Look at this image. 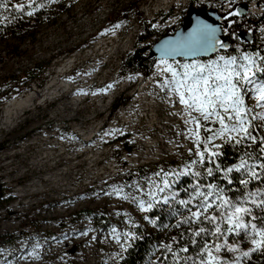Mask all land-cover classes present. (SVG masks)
I'll return each mask as SVG.
<instances>
[{
	"label": "rangeland",
	"instance_id": "rangeland-1",
	"mask_svg": "<svg viewBox=\"0 0 264 264\" xmlns=\"http://www.w3.org/2000/svg\"><path fill=\"white\" fill-rule=\"evenodd\" d=\"M254 1L262 7L260 14L250 9L253 0H234L231 7L228 0H185L186 4L171 0L160 7L155 6V0L40 3V8L51 10L54 24L38 32L33 46L26 41L24 47L31 46L32 58L23 56L15 67L21 69L33 60L48 61L59 50L62 53L51 58L43 77L29 89L0 103V236L12 239L0 245V264L120 263L133 238L134 216L142 215L147 221L146 213L151 210L147 207L148 181L160 183L163 172L178 171L196 158L189 152H195L193 140L186 138L194 126L185 124L183 106L170 99L169 93L159 97L154 90L166 76L156 72L158 59L145 75L123 71L126 57L137 48L148 56L156 41L181 26L191 6L222 10L223 17L246 6L263 16L264 0ZM70 6L71 14L61 13ZM128 6L130 19L106 24L109 13ZM166 12L170 13L163 17ZM141 20L151 21L155 30L148 39H144ZM228 21L223 19L226 25ZM75 45L78 47L70 53ZM243 51L219 50L212 57L199 59L239 56ZM67 63L58 76L60 67ZM153 76L144 99H137L135 91L141 81ZM55 77L52 88L56 91L47 96V84ZM22 95L29 96L25 108L7 113L5 103ZM247 103L251 106L253 101L248 98ZM222 142L217 139L212 143ZM131 144L136 149L129 153L125 147ZM144 152L148 155L138 163L128 160L132 154ZM139 167L145 172L132 183L115 178ZM124 194L144 200V210L131 198L122 199ZM84 209L108 216L113 226L106 224L98 232L89 218L79 216ZM229 243L238 244L241 251L251 247L242 236L235 240L229 237ZM227 254L231 260L233 254Z\"/></svg>",
	"mask_w": 264,
	"mask_h": 264
},
{
	"label": "snow or ice",
	"instance_id": "snow-or-ice-1",
	"mask_svg": "<svg viewBox=\"0 0 264 264\" xmlns=\"http://www.w3.org/2000/svg\"><path fill=\"white\" fill-rule=\"evenodd\" d=\"M232 3L234 0H228L229 7ZM42 6L27 0V5L20 2L11 8L18 15L32 16L36 8ZM8 8L9 5L0 0V9ZM236 15H239L238 9L218 19L228 20ZM228 22L230 26L232 21ZM222 32L229 34L227 29L198 19L186 35L164 41L158 48L161 72L166 74L160 87L179 98L185 124L194 126L186 138L193 140L195 152L191 149L189 152L196 157L178 171L163 172L160 183L148 181L151 187L147 192V207L152 208L157 202L178 205L172 215H180L181 219L173 227L187 226V237L181 232L179 239L190 243L194 251V255H188L186 246L174 251L173 243L164 244L162 264H167L169 255L171 264H242V258H249L253 253L264 255V186L249 189L253 181L264 185V55L260 51L241 52L239 56L216 55L215 59L200 60L201 56L227 49L228 45L219 38ZM232 35L239 39L234 33ZM177 57H184L185 62L179 63ZM248 98L253 101L251 106ZM201 129L210 135L201 139L198 135ZM217 139L243 149L238 163L224 167L216 162L222 155L221 144L212 143ZM231 173L239 174L240 187L234 196H230L229 189L219 182L205 183L209 179L216 181L219 174L220 180L231 185L234 182ZM155 175L161 176V173ZM185 176L191 177V183L182 189L187 198L178 199L180 193L172 189ZM114 191L120 193L122 189ZM161 194H164L162 201ZM121 198H131L144 210V200L129 194ZM241 236L251 244L247 251H241L236 243H229V237L235 240ZM172 241L177 243V237H172ZM225 250L233 254L231 260L221 255Z\"/></svg>",
	"mask_w": 264,
	"mask_h": 264
},
{
	"label": "trees",
	"instance_id": "trees-1",
	"mask_svg": "<svg viewBox=\"0 0 264 264\" xmlns=\"http://www.w3.org/2000/svg\"><path fill=\"white\" fill-rule=\"evenodd\" d=\"M9 5L8 10L0 9V17H6V19H0V103L8 98L10 95H16L25 89H29L31 84L43 77L45 70L51 64V58L62 53L61 50L57 51L48 61L38 62L31 61L25 67L21 69L16 68V60H20L23 56L31 57V46L36 43L38 32L48 26L53 25L51 10L45 8H36L32 16L18 15L14 9L11 8L13 4L23 2L22 0H4ZM193 2V0H192ZM24 3V2H23ZM35 4L48 3V0H34ZM27 5V3H25ZM30 10V9H29ZM131 8L125 7L121 11H112L107 15L106 24L108 26L115 25L116 23L130 19L131 15L128 13ZM239 15L229 18L233 20L229 26L223 23L224 29L228 30V35H225L229 42L230 47L228 49H221V51L230 53L236 51L237 48L249 50L252 52L260 51L264 55V15L257 16L247 9V7H239ZM64 15L72 13L71 6L61 10ZM170 12H166L163 17L167 16ZM142 27L145 31L144 39H148L154 34V28H152L151 21L141 20ZM252 30L251 41L243 40L242 34L249 33ZM232 33L239 39L234 38ZM28 41L30 47H24ZM78 45L71 47L69 52L75 51ZM155 58H151L149 55H144V50L137 48L132 54L126 57L124 62L123 71H130L134 73H143L148 75L151 71ZM207 137V134L201 130V139ZM202 147V145H201ZM126 151L132 153L136 147L134 144L125 147ZM222 155L217 159V163H220L224 167H230L234 163L239 162V157L243 154L241 147L233 148L231 145L221 143ZM142 167H139L129 173H119L115 178L124 179L126 183H132L137 178L144 174ZM230 178L234 180L233 184L227 185L226 181L219 179L217 174V180L205 181L219 182L229 189V195L234 196L235 192L240 186L238 184L239 174L231 173ZM191 183V177H181L177 183L173 186V191L179 192L178 199H186V194L182 189L187 188ZM257 186L261 185V182L253 181L249 184V189L254 190ZM179 206L175 204H154L151 210L146 213L147 221L143 220L142 215H135L133 219V238L130 245L126 248L119 264H162L165 260V251L162 245L173 243V250L178 247H188V255H194L193 246L184 240L179 239L181 232L185 233L187 237L188 233L185 231L187 226L181 228H175L173 225L177 220L181 219L180 215L173 216L172 213L177 210ZM81 218H89L92 221V225L95 230L101 232L107 225L113 226L111 219L102 213H97L92 209H84L79 212ZM187 213H185L186 215ZM177 237V243L172 241V237ZM211 242V238H208ZM4 242H12L9 237L3 239L0 236V245ZM198 251V249H196ZM181 256L185 255L180 253ZM224 259H228L229 255L225 252L221 253ZM167 264H171V256H168ZM242 264H264V255L260 252L254 255L253 258L248 261H242Z\"/></svg>",
	"mask_w": 264,
	"mask_h": 264
},
{
	"label": "bare ground",
	"instance_id": "bare-ground-1",
	"mask_svg": "<svg viewBox=\"0 0 264 264\" xmlns=\"http://www.w3.org/2000/svg\"><path fill=\"white\" fill-rule=\"evenodd\" d=\"M201 1V0H200ZM203 1H205V0H202V2ZM155 2H156V7H160V6H162V5H164V4H167V3H169V2H171V0H155ZM175 3L176 4H186V2H185V0H175ZM250 9L254 12V13H258V14H260L261 12H262V7L261 6H259L258 5V3L256 2V1H254L253 0V2L251 3V5H250ZM226 11V10H225ZM224 12V11H223ZM243 52H247V50H244ZM170 63H171V61H169ZM68 66V63L67 64H65L64 66H62V67H60V69H59V75L58 76H60V74L61 73H63L64 72V70H65V68ZM161 68H162V65L159 63V58H158V60H157V62H156V65H155V69H156V72H158V73H161L162 74V72H161ZM56 79H57V77H55V78H53V79H51V81L50 82H48V84H47V90H46V92L44 93L45 95H47V96H49V95H51V94H54V91H56V88L54 89V91H53V88H52V86L56 83ZM154 80H155V77L153 76V78H151V77H148V78H146V79H143L142 81H141V83L139 84V86H138V88H137V90L135 91V94H136V98L138 99H144V96H145V94L147 93V89L153 84V82H154ZM160 85L161 84H155V88H154V90L156 91V93L157 92H159V97H162L163 96V94L166 92V93H168L167 92V90L166 89H164V90H161V91H158L161 87H160ZM61 86H62V84H61ZM52 88V89H51ZM62 88V87H61ZM51 89V90H50ZM151 89H152V87H151ZM51 91H53V92H51ZM65 93V92H64ZM134 94V95H135ZM62 95V94H61ZM65 95V94H64ZM63 95V96H64ZM29 96H26V97H23V95L22 96H18V97H15V98H12V99H10L9 101H7L6 103H5V106H4V108H5V111L7 112V113H9V114H11V112H12V110L13 109H15V108H20L21 110L22 109H24L25 108V102H26V99L28 98ZM168 97L170 98V99H172L173 101H175V102H179V98L177 97V96H175V95H173V94H168ZM172 102V101H171ZM151 106H153V105H151ZM149 109V108H148ZM11 111V112H10ZM14 114V113H13ZM146 142V141H145ZM146 143H149V141H147ZM157 151L159 152V149H157ZM144 154L145 155H148V154H146L145 152L144 153H134V154H132L131 156H129L128 157V160H130L132 163H138L139 161H141V160H143L144 159ZM159 154V153H158Z\"/></svg>",
	"mask_w": 264,
	"mask_h": 264
},
{
	"label": "water",
	"instance_id": "water-1",
	"mask_svg": "<svg viewBox=\"0 0 264 264\" xmlns=\"http://www.w3.org/2000/svg\"><path fill=\"white\" fill-rule=\"evenodd\" d=\"M218 17H223L220 10L216 8H208L205 6H191L187 9L186 15L181 22V26L176 29V31L172 34H167L162 36L158 41H156L150 48L149 56L151 58H160L161 53L158 51L160 45L163 44L164 41L175 40L179 35H186L192 27L195 25L196 21L203 20L206 23L213 24L214 26H219L224 29L223 19H218ZM219 38L228 45L227 49L230 47V42L225 34L222 32ZM245 41H251L252 35L250 33L242 34L241 37ZM221 50V49H219ZM218 50V51H219ZM216 53H211L208 55L201 56L199 58H208L214 56ZM176 59H184V57H177Z\"/></svg>",
	"mask_w": 264,
	"mask_h": 264
},
{
	"label": "built area",
	"instance_id": "built-area-1",
	"mask_svg": "<svg viewBox=\"0 0 264 264\" xmlns=\"http://www.w3.org/2000/svg\"><path fill=\"white\" fill-rule=\"evenodd\" d=\"M208 7V6H207ZM208 8H210V7H208ZM220 12H223L222 10H220Z\"/></svg>",
	"mask_w": 264,
	"mask_h": 264
}]
</instances>
